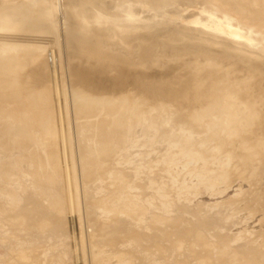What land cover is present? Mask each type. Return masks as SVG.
Listing matches in <instances>:
<instances>
[{
  "label": "bare ground",
  "instance_id": "obj_1",
  "mask_svg": "<svg viewBox=\"0 0 264 264\" xmlns=\"http://www.w3.org/2000/svg\"><path fill=\"white\" fill-rule=\"evenodd\" d=\"M62 1L70 8L67 29L73 32L65 37L38 9H0V103L9 104L7 110L0 108V147L22 151L18 163H13L25 160L35 165L39 159L40 168L52 164L53 172L63 178L70 161L64 126L71 114L86 133L89 128L96 133L89 131L96 138L85 133L96 139L94 143L84 131L80 135L86 138L80 144L84 170L96 158H111L125 130L136 126L129 122L140 117L142 105L151 99L172 107L166 119L160 113L150 116L158 124L153 125L158 139L175 143V131L186 133L182 110L194 125L207 113L210 136L221 128L228 138L240 139L264 130V0ZM149 68L166 76L162 86H151L157 93L148 90L143 95L140 89L149 79L145 73ZM190 100L201 106L190 111L185 107ZM11 125L12 140L7 138ZM32 129L37 149L30 151L26 148L33 143ZM251 149V154L264 156L263 131L260 143ZM40 151L43 156L37 155ZM131 202L112 195L101 205L117 207V212L122 205L131 213ZM51 204L57 205L54 199ZM124 212L129 215L127 209ZM47 225L40 223L41 229Z\"/></svg>",
  "mask_w": 264,
  "mask_h": 264
},
{
  "label": "rangeland",
  "instance_id": "obj_2",
  "mask_svg": "<svg viewBox=\"0 0 264 264\" xmlns=\"http://www.w3.org/2000/svg\"><path fill=\"white\" fill-rule=\"evenodd\" d=\"M66 5L62 0H0V9H38L61 29L62 36L71 26ZM152 70L145 71L149 79L140 89L143 95L151 86H162L166 76ZM150 71L152 75L147 74ZM188 106L192 111L201 104L190 100ZM0 108L7 110L9 104L1 102ZM171 112L172 107L155 99L142 105L140 117L129 120H134L129 126L136 124L133 131L127 128L120 146L115 145L117 152L113 150L105 160L94 159L92 168L88 164L85 170L80 144L87 135L71 114L64 126L71 158L67 157L63 178L53 172L52 164L40 168L37 157L35 165L25 160L16 164L22 151L1 146L0 264H264V156L251 154L264 130L228 138L220 126L218 134L210 136L207 113L194 125L187 121V110H182L186 130L201 133L177 130L173 143L158 139L153 130L158 124L151 119L160 114L166 119ZM9 127L7 138L12 140L15 128ZM82 131L85 137L80 139ZM29 133L33 139L35 131ZM34 141L26 150L37 149ZM44 187L48 192L41 191ZM120 194L134 205H128L131 213L125 207L129 215L122 205L119 212L117 207L101 205ZM42 221L48 223L44 229Z\"/></svg>",
  "mask_w": 264,
  "mask_h": 264
}]
</instances>
